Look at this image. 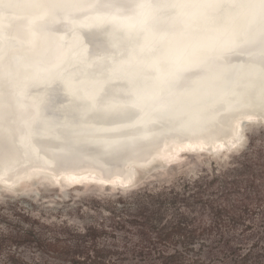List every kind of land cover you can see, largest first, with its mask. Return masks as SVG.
<instances>
[{"label": "bare ground", "instance_id": "1", "mask_svg": "<svg viewBox=\"0 0 264 264\" xmlns=\"http://www.w3.org/2000/svg\"><path fill=\"white\" fill-rule=\"evenodd\" d=\"M91 2L92 0H88L83 3L84 6L82 7H71V9L61 11L59 14H53L51 8H49V12L43 10L45 14H43L42 22L47 25H55V22L61 19H74L73 14L80 13L82 15V11L93 13L100 8L101 2L95 7H88L87 5ZM45 4H47L45 1L38 0L35 5L25 7V10L19 7L14 10L0 9V13L7 12V18L0 17V31L5 32V37L19 38L24 40V42L29 41L32 32H36L41 21L38 17L40 16V11L36 12L34 9L39 7L38 10H40L42 7H45ZM163 14L160 12L156 13L157 20L167 19ZM73 32V30L65 32L66 44L69 45L68 48L61 44L60 41H57V39H54L53 35L52 37L49 36L56 45V52L51 57L39 59V55H31L34 48H29V53L24 63L25 67L23 70H17L15 77H13L15 70L11 67L10 56H14L16 52L9 50L0 43V58L3 64L2 66L0 65V72L5 71L4 68H7L6 71L10 73L9 76V74L7 75L8 72L5 71L3 75H6L0 79V170L16 161L18 162L19 155L25 152L26 155L34 159V164L18 165L14 170L16 172H14V175L0 179V185L14 194H31V191L37 186H57L61 195H64L69 187L83 184L86 187L88 183H91L88 181H93V183L96 181L100 185L102 184V186L104 184L108 185V188L112 191L120 190L127 192L139 186L143 181L152 178L153 173L163 172L170 165H176L182 160L184 161L183 153H190L191 155H193V152L205 153L212 158L224 160L228 153L235 152L243 146L246 129L252 124L264 123V112H261L259 107L252 110L245 108L243 107L244 103L232 106L233 109H238L235 119H229V113L227 112L222 111L217 115L214 109L209 108L205 110L207 109L205 108L199 114H203L204 118H209V122H207L209 128L204 131L210 138L201 140L194 136L187 137L180 126L181 121L169 120L170 118H167V114H165L166 117H162L166 119L164 122L152 124L154 121H148L153 115L151 112L148 118H146L147 122L152 124L149 137L132 140L133 133L137 134V137H140L138 135H141L142 133L140 132L146 127V123L142 125L138 124L137 115L132 118L115 119L110 122L94 121L91 118L92 116L83 119V112L89 106L88 100L92 98L93 110L91 113L97 116L109 114L111 117L116 118L120 111L139 112L138 108L134 109L132 107V100L135 98V95L127 90L128 84H125V82H127V79L130 81L127 75H131L134 68H138L139 65L149 64L157 54L161 53L162 47L154 53L144 46L140 48L141 42H139L136 44L137 50L133 53L132 59H126L125 55L120 54L119 51L120 48H125L124 40H120L121 42L117 44L118 47L111 48L109 51H99L98 54H92L82 62L74 60L70 64V62L67 63L64 60L73 54L76 56V51L78 50V46L74 42ZM116 39H121L120 33L116 34ZM56 41L58 44L60 42V44L58 45ZM231 49L230 51H238L239 56L236 57L234 56L236 54H228V56L223 57L229 75L236 73L237 75L248 74L254 67L261 68L259 57L261 51L260 45L249 44L248 46L238 48L235 46ZM35 52H38V50ZM246 54H249L250 57H245ZM216 58L214 56L210 62H213ZM63 62H66L68 67L65 72L66 75L68 74V80L65 81V85L78 97V101H75V105L70 108L73 114L56 112L57 108L65 106V104L68 106V99H61L53 106L48 107V109L42 105V110H40L38 106H35V102L37 101L41 104L43 101V97L40 95L44 89V86H42L44 84L41 83L43 73L56 69ZM117 63H121V66L118 70H115L114 66ZM147 67H149V70L150 66L147 65ZM195 68L193 64L189 66L190 75L195 73ZM152 74V72L147 71L144 75L150 77ZM176 76L179 77L180 74H176ZM175 80L176 77L169 85L160 90L156 87L152 89L147 88L146 91L140 90V94H136V96L157 94L158 99H163V97L169 94ZM247 80L250 81V79ZM251 82L254 84L253 80ZM63 83L64 80L57 82V88L63 89L65 87ZM24 84L35 85L36 88L31 87L25 97L19 99V90ZM245 85L241 83L239 87L243 88ZM104 87L108 90L98 94V91ZM111 89H117V92L111 94L109 92ZM149 99L145 100L142 109L147 110V113L150 112L148 110L152 109L153 105ZM13 106L17 107L16 111L12 108ZM248 116L252 117L251 121L248 119ZM28 123H31L33 132L32 146H29V142H24L23 137ZM237 123L240 125L243 139L235 148H230V144L235 142L234 137ZM13 126L15 127L14 133H12ZM8 133H12V137ZM55 135L61 137L65 143L53 144L52 139ZM132 142H137L142 149L150 151L148 155V152H146L145 156L138 160L137 163L140 165H146L151 160L153 154L164 157V162L168 163V165L161 166V163L160 165L152 166V168L143 169L139 172V176L136 179L131 180L130 167L128 165L130 154H128V151L121 157V164L108 165V163L103 161L107 166L113 167L112 173L107 175H102L99 168L91 167L90 160L86 159L94 153H100L104 149L122 150ZM221 145H223L222 150L220 148ZM19 146L21 148H18ZM40 146L42 149L48 150L50 155L48 156L41 152ZM165 146H169L168 149L162 150ZM210 152L217 154L215 156L207 154ZM52 159L57 164V168L55 169L43 163V161L52 162ZM80 159L86 160H82L81 163L77 164ZM173 159L178 160L172 161ZM58 161H64L65 163L61 166L58 164ZM20 181L29 182L20 184ZM129 181L131 182L129 183ZM64 183L70 186L65 189L63 188ZM118 184L123 188H117ZM131 184L132 186L128 188L124 186Z\"/></svg>", "mask_w": 264, "mask_h": 264}, {"label": "water", "instance_id": "2", "mask_svg": "<svg viewBox=\"0 0 264 264\" xmlns=\"http://www.w3.org/2000/svg\"><path fill=\"white\" fill-rule=\"evenodd\" d=\"M43 1L47 3L45 4V7H42L40 10H38L39 7L34 9L36 12L40 11V16L38 17L41 21L36 32H32L29 41L24 42V40H21L19 38L5 37V32L0 31V43L9 50H13L16 52L14 56H10L11 67L15 70L13 73V77L16 76L15 74L17 70L24 69V63L27 59L29 48H34V50L31 52V55H39V59H45L55 54L56 45L54 41L52 42L49 36L52 37L53 35L54 39H57V41H60L61 44L65 45L68 48L69 45L66 44L65 40V32H67L68 30L74 31V42L78 46L76 56H74L73 54L71 57H68L66 60H64L67 63L70 62V64L74 60H77V62H82L90 55L96 53L98 54L99 51H109V49L111 48L118 47L117 44L121 42L120 40H124L125 48H120L119 51L120 54L125 55L126 59H132L133 53L137 50L136 44L139 42H141L140 48L144 46L154 53L157 49L162 47L161 53L157 54V56L149 64H147L150 66L149 70V67H147V65L141 64L138 68H134L131 75H127L130 80L128 81L127 79V82H125V84L127 83L129 87V89L127 87V90L131 94H134L135 97L136 94H140V90L146 91L147 88L152 89L153 87H156L158 90L163 89L165 88V86L169 85L170 82L176 77V80L172 85L169 94L163 97V99H158L157 94L146 95L153 103L152 109H149L148 111L150 112L147 113V110L138 108V124L142 125L143 123H146V127L143 128V130L140 132L142 134L138 135L140 137H137V134L135 135L133 133L132 140L137 138L149 137L152 124H159L164 122L166 120L163 119L164 117H166L165 114H167L168 119L170 118L169 120H173L172 117L177 110H185L191 112L194 116H196L193 124L190 125L187 129H183L187 137L194 136L201 140H207L210 137L205 133L204 130H207L209 128V124L207 123L209 122V118H204L203 114H199L202 110H204L205 108H207L205 110H208L209 104H211L214 99L219 97L221 94L230 91L234 86H240L241 83H244L246 85L251 84V86L254 87L255 91L257 93L259 92L262 79H264L260 67H254V69L248 74H228L223 57L228 56V54H236L234 56L238 57V51H226L222 56H218L213 62H210V60L207 61L206 66L202 67L197 66L201 63L202 58L196 55H190L201 38L216 29H223L229 32L240 30L244 26H246L254 16H256L257 23L254 27L258 30V14L255 10L244 7H228V0H224L225 6L221 7L218 10L201 7H155V5H165L173 3L176 2V0H149V2L154 5L151 8L134 7L136 0H126V2L125 0H111L112 6H105L104 0H100V8H98L93 13L82 11V15L80 13L73 14L74 19H61L55 22V25H47L42 22V19L43 14H45V12H49V8L52 9L51 12L53 14H59L61 13V11L71 9L69 5L77 2V0ZM49 1L50 3H48ZM86 1L88 0H79V2L82 4ZM0 2H13L20 5L19 8H24L25 10V7L35 5L38 0H0ZM183 2H204V0H183ZM0 9H3V7H0ZM43 10H45V12ZM159 12L164 13L163 15L167 19L157 20L156 13ZM117 33L121 34V39H116ZM57 41L56 43L58 44ZM254 44L260 45L258 40ZM248 45V43H240L236 46V48ZM37 50L38 52H35ZM245 57H250V55L246 54ZM165 58V70L157 74L152 70V66L158 61L164 60ZM1 61L2 59L0 58V65L2 66L3 64ZM66 62L61 63V66L57 67L56 69L43 73L41 83L44 84L42 85L44 86V89L40 94L43 97V101L41 104H39L37 101L35 102V106H38L40 110H42V105H44L48 109V107L53 106L59 100L68 99V106L65 104V106L57 108V111H55L62 114H73L70 108L75 105V101H78V97L74 95L71 89L66 87L65 85V81L68 80V74H65L66 69H68ZM192 64L196 68L194 70L195 73H191L192 75H190L189 66ZM120 66L121 63H117L114 66V69L118 70ZM6 69L7 68H4L5 71ZM5 71L0 72V79L6 75H3ZM147 71L152 72V76H145L144 74L147 73ZM219 73H227L229 79L227 81L217 80L216 76ZM8 74L10 76L9 72L7 73V75ZM176 74H180V76L177 77ZM247 79H250V81L253 80L254 84H252V82L250 83V81H248ZM60 80H64L63 84L65 85V87L63 89L57 88V82H60ZM123 81H125V79H123ZM31 87L36 88L35 85H22L19 90V99L24 98ZM243 88L238 87L237 91H242ZM106 90L108 89L104 87L98 91V94L104 93ZM109 92L111 94H115L117 92V89H111L109 90ZM143 96H145V94ZM88 101L89 106L83 112V119L92 116L91 118L94 121L110 122L115 119H128L135 116V113H132L131 111H120V113L117 114L116 118L111 117L109 114L97 116L91 113V111L93 110V98L89 99ZM244 102V98L241 97L240 103L233 106L241 105V103ZM12 108L14 109V111L17 110V107L15 106H13ZM151 112L153 113V115L148 121H154V123L149 124L150 122H147L146 118H148L149 113ZM14 131L15 127L13 126L12 133H14ZM12 133H8L10 137H12ZM32 134L33 132L31 129V123H28L23 137L25 140L24 142H29V146H32ZM52 140L53 144L65 143V141H63L61 137H58L56 135ZM245 144L246 140L242 146L243 149L245 148ZM168 147L169 146H165L162 150H166L168 149ZM18 148L21 147L19 146ZM40 150H42L41 152H43L44 154L48 156L50 155L49 151L46 149H42L41 146ZM127 151L128 154H130L128 165L130 167L129 172L131 173V180L136 179L139 176V172H141L143 169L150 167L152 168V166L160 165L161 163L163 164H161V166L168 165V163L164 162V157H161L158 154H151V160L146 165H140L139 163H137L138 160L144 157L146 152H148L142 149L137 142L130 143V145L122 150L114 151L110 149H104L100 153H94L92 156H89L86 159L90 160L91 164H89L91 167H97L100 169L102 175H107L109 173H112L113 167L107 166L103 163V161L105 163H108V165H116L118 163L121 164L122 161L120 159L123 155H125ZM149 152L147 153V155L149 154ZM207 154L215 156L217 153L210 152ZM19 157L20 158L18 162L16 161L17 163L15 162L8 167L2 168L0 170V179L8 178L11 175H14L16 173L14 170L18 165L34 164V159L26 155V152L19 155ZM86 159H80L77 164ZM175 160L178 159H173L172 161ZM55 162L56 161L54 159H52V162L43 161L44 165L53 169L57 168V164ZM25 182L29 181H20V184ZM94 183L98 182L94 181ZM64 184L65 185L63 186V188L65 189L70 186L67 183ZM131 186L132 184L125 187L128 188ZM117 188L123 187L118 184ZM1 189L6 190L3 186L0 185V190Z\"/></svg>", "mask_w": 264, "mask_h": 264}, {"label": "trees", "instance_id": "3", "mask_svg": "<svg viewBox=\"0 0 264 264\" xmlns=\"http://www.w3.org/2000/svg\"><path fill=\"white\" fill-rule=\"evenodd\" d=\"M247 146L177 185L105 199L101 221L89 225L40 221L17 207L24 225L14 230L0 206V264H189L198 243L200 264H264V144Z\"/></svg>", "mask_w": 264, "mask_h": 264}, {"label": "rangeland", "instance_id": "4", "mask_svg": "<svg viewBox=\"0 0 264 264\" xmlns=\"http://www.w3.org/2000/svg\"><path fill=\"white\" fill-rule=\"evenodd\" d=\"M245 138V148L243 149L241 147L235 152L232 151L228 153L226 157L228 161H224L221 164L231 163L240 156L246 148H249L247 143L251 138L254 139L257 144H259V142L264 144V123L252 124L247 129ZM196 153L197 152H193V155L190 153H183L182 156H184V161L181 159L182 161L179 164L170 165V167L163 172L153 173L152 178H150H154L153 180L147 179L143 181L136 188L130 189L131 191L128 190L129 192L125 195L119 194L118 191L110 190L108 185L104 184V186H102V184L100 185L99 183L96 184L93 182L88 183L86 187L83 186L85 184L71 186L66 190V194L64 195H61L57 186H37L31 191V194L29 193L27 195H22L20 193L14 194L9 190H0V206L5 208L4 213L9 219L5 222L6 226L7 228L17 230L24 225L21 219H19L17 215H14V210H17V207H20L25 212L29 213L31 217L40 221L64 220L72 222L77 226L100 222L101 211H105V208L108 207L106 202L103 203L105 199H117L119 197L132 201L139 192H142L146 188L153 189L165 185H177L188 176L195 177L198 174H203L204 172H209L218 168L217 166L220 163L216 161L212 162L210 160L212 157L207 156L205 153ZM215 165L217 166L215 167ZM162 173L167 174L159 176ZM102 219L104 221V218ZM0 223L4 225L2 224L4 223L2 219H0Z\"/></svg>", "mask_w": 264, "mask_h": 264}, {"label": "snow or ice", "instance_id": "5", "mask_svg": "<svg viewBox=\"0 0 264 264\" xmlns=\"http://www.w3.org/2000/svg\"><path fill=\"white\" fill-rule=\"evenodd\" d=\"M126 2V0H125ZM100 3V0H92L89 3L88 7H95ZM105 6H112L111 0H104ZM20 5L8 2H0V7H3L6 10H14ZM70 7L79 8L84 6L82 3L77 0V2L69 5ZM154 5L149 2V0H136L134 7L137 8H151ZM224 0H204V2H192L186 3L183 0H176V2L165 4V5H155V7H168V8H182V7H201V8H210L213 10H218L221 7H224ZM228 7L232 8H248L255 10L258 13V30L254 27L257 23L256 16L248 22L240 30L226 31L223 29H216L201 38L199 43L194 47L190 55H196L201 57V63L197 65L198 67L206 66V62L211 60L214 56H222L226 51H230L231 48L239 45L240 43L254 44L259 41L261 45V51L259 53L261 61V72L264 76V0H228ZM0 17L7 18V12L0 13ZM255 55V54H253ZM166 58L162 61H158L152 66V70L157 74L165 70ZM217 80L227 81L229 76L227 73H219L216 76ZM239 85L234 86L230 91L221 94L219 97L214 99L209 108L214 109L216 114L219 115L222 111L229 113V119H235V116L238 112V109H233V105L240 103V98H244L243 107L250 110L259 107L261 112H264V79H262L261 87L257 93L251 84L244 86L242 91H237ZM148 97L145 96H136L132 100V107L143 109L145 100ZM258 101V104H257ZM227 106V107H226ZM139 116V112L135 113ZM186 117V119H185ZM172 119L181 121V128L187 129L196 119L191 112L185 110H177L173 115ZM248 119L251 121L252 117L248 116ZM243 139V136L240 132V125H236V134L234 137L235 142L230 144V148H235ZM221 150L223 145L220 146ZM202 150V149H201ZM64 161H58V164L63 166ZM131 181H129L130 183ZM127 186V185H124ZM205 247L204 244H199L195 251L191 253L192 259L189 261V264H200L197 259L201 254V249ZM207 259V254H205Z\"/></svg>", "mask_w": 264, "mask_h": 264}]
</instances>
